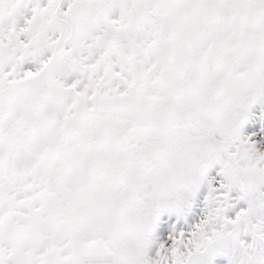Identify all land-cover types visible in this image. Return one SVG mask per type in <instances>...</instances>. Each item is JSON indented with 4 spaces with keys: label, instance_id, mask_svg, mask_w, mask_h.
<instances>
[{
    "label": "snow or ice",
    "instance_id": "snow-or-ice-1",
    "mask_svg": "<svg viewBox=\"0 0 264 264\" xmlns=\"http://www.w3.org/2000/svg\"><path fill=\"white\" fill-rule=\"evenodd\" d=\"M0 264H264V0H0Z\"/></svg>",
    "mask_w": 264,
    "mask_h": 264
}]
</instances>
